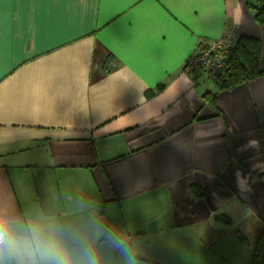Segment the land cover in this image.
Segmentation results:
<instances>
[{
    "label": "crops",
    "instance_id": "0c3cea01",
    "mask_svg": "<svg viewBox=\"0 0 264 264\" xmlns=\"http://www.w3.org/2000/svg\"><path fill=\"white\" fill-rule=\"evenodd\" d=\"M256 14L253 0H0V225L50 235L69 264H264V229L231 227L240 211L264 225V74L223 89L183 71L229 25L260 41L264 70Z\"/></svg>",
    "mask_w": 264,
    "mask_h": 264
},
{
    "label": "clouds",
    "instance_id": "9594fccd",
    "mask_svg": "<svg viewBox=\"0 0 264 264\" xmlns=\"http://www.w3.org/2000/svg\"><path fill=\"white\" fill-rule=\"evenodd\" d=\"M4 257H15L18 264H69L60 243L35 228L31 229L30 237L17 240L0 226V264H5ZM87 264L95 261L89 256Z\"/></svg>",
    "mask_w": 264,
    "mask_h": 264
},
{
    "label": "trees",
    "instance_id": "16d2710c",
    "mask_svg": "<svg viewBox=\"0 0 264 264\" xmlns=\"http://www.w3.org/2000/svg\"><path fill=\"white\" fill-rule=\"evenodd\" d=\"M253 3L257 8V21L264 23V0H253ZM261 61L260 41L251 37H239L229 58L228 68L221 75L218 84L223 89H229L257 79L264 74Z\"/></svg>",
    "mask_w": 264,
    "mask_h": 264
},
{
    "label": "built area",
    "instance_id": "2783aa9c",
    "mask_svg": "<svg viewBox=\"0 0 264 264\" xmlns=\"http://www.w3.org/2000/svg\"><path fill=\"white\" fill-rule=\"evenodd\" d=\"M238 30V25H229L214 40L200 38L196 50L185 62L183 71L192 77L203 72L211 80L219 81L228 68L229 58L238 39Z\"/></svg>",
    "mask_w": 264,
    "mask_h": 264
},
{
    "label": "rangeland",
    "instance_id": "374dc122",
    "mask_svg": "<svg viewBox=\"0 0 264 264\" xmlns=\"http://www.w3.org/2000/svg\"><path fill=\"white\" fill-rule=\"evenodd\" d=\"M207 75V74H206ZM209 80H211L209 78ZM213 80L209 81L208 83L209 84H212ZM218 82V81H216ZM258 176V175H256ZM232 192V191H231ZM231 209V208H230ZM235 221L232 223L231 227H232V230L238 232L240 234V236L242 238H246L247 239V235L249 237H251V239L254 241V240H257L258 238V235L260 234V232L264 229V225L258 220V218L252 213L251 215H248V216H243L242 214V211H240L238 214H235ZM231 220L228 221V223H230ZM97 255H103L102 252H98L96 251L95 253L94 252H89V254H83V262L85 264H87L88 262V257L90 256L93 260L97 259ZM103 257H105V260L107 258V255H103ZM102 258V257H101ZM112 261H109V260H106L104 262V264H115L114 260L115 258L112 257Z\"/></svg>",
    "mask_w": 264,
    "mask_h": 264
}]
</instances>
